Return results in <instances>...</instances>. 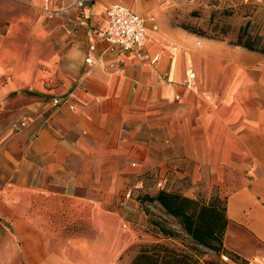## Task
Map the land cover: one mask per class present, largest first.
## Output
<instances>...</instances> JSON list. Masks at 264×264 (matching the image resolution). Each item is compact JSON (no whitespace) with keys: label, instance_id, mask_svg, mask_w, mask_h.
Segmentation results:
<instances>
[{"label":"crops","instance_id":"obj_1","mask_svg":"<svg viewBox=\"0 0 264 264\" xmlns=\"http://www.w3.org/2000/svg\"><path fill=\"white\" fill-rule=\"evenodd\" d=\"M76 1L0 0V264H116L136 232L122 195L185 176L264 264V56L142 0ZM114 4L145 20L143 57L102 39Z\"/></svg>","mask_w":264,"mask_h":264},{"label":"rangeland","instance_id":"obj_2","mask_svg":"<svg viewBox=\"0 0 264 264\" xmlns=\"http://www.w3.org/2000/svg\"><path fill=\"white\" fill-rule=\"evenodd\" d=\"M138 4L146 9L154 6L172 26L201 38L235 44L241 37L242 43L249 42L256 49L264 50V0H142ZM254 53L264 56L260 52ZM160 183L163 187H159ZM149 185L147 189L143 184L130 186L126 190L133 193L129 199L126 192L122 195L121 201L127 209V219L136 232L126 242L116 264H133L143 251L152 255L160 253L163 257L171 250L189 255L197 259L199 264H249L247 258L230 248L227 242L230 225L223 219L226 214L225 199L209 184L207 178L185 176L149 179ZM160 192L197 202L196 206L185 205L191 212L194 208L198 212L202 206H213L219 220L215 229L219 231L225 227L224 233L218 235L221 241L211 238V247L200 245L187 233L179 219L167 214L153 200ZM203 222L206 232L208 224L211 223L208 215ZM156 245L163 247L152 249Z\"/></svg>","mask_w":264,"mask_h":264},{"label":"trees","instance_id":"obj_3","mask_svg":"<svg viewBox=\"0 0 264 264\" xmlns=\"http://www.w3.org/2000/svg\"><path fill=\"white\" fill-rule=\"evenodd\" d=\"M235 45L242 46L253 52H260L264 54V50L256 49L253 44L249 42L242 43L241 37L238 38V41L235 43ZM153 200L157 201L167 214L179 219L187 233L192 236V238L200 245L211 247L209 240L211 238L220 240L219 236H221L225 231L224 226L219 231L215 229V224L218 223L219 220L218 214L213 206H202L198 212L197 208H194L191 212L190 209L185 208V205L196 206L197 202L166 192H160ZM206 215H208L211 223H207L208 230L205 232V223L203 222V219ZM223 219L225 220L226 224L229 223L228 219L226 218V214ZM162 247V245H156L152 247V249ZM164 248L168 250L167 247ZM162 252H165V250H162ZM237 258L240 257L237 256ZM243 262L247 263L246 260H243ZM133 264H199V262L197 259H194L189 255L179 252L177 253L175 250H171V252H166L163 257L160 255V253H154L152 255L147 251H143L136 257V260Z\"/></svg>","mask_w":264,"mask_h":264},{"label":"built area","instance_id":"obj_4","mask_svg":"<svg viewBox=\"0 0 264 264\" xmlns=\"http://www.w3.org/2000/svg\"><path fill=\"white\" fill-rule=\"evenodd\" d=\"M93 0H77L75 7L78 9H86ZM64 11H68L65 9ZM109 21L101 30L102 39L109 42L112 52L122 54H137L144 56V50L147 42L145 20L136 12L122 4H114L108 9ZM92 50L95 47H91ZM87 63H92V59H87ZM195 73H190V79L195 78ZM58 104L59 101L55 100ZM26 126L25 122L14 125V128L19 131ZM159 187H163L160 183ZM132 191L126 192V197H132Z\"/></svg>","mask_w":264,"mask_h":264}]
</instances>
